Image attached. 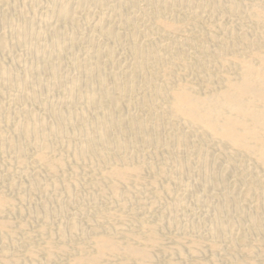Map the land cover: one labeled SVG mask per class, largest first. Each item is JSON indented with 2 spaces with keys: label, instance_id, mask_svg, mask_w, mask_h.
<instances>
[{
  "label": "bare ground",
  "instance_id": "bare-ground-1",
  "mask_svg": "<svg viewBox=\"0 0 264 264\" xmlns=\"http://www.w3.org/2000/svg\"><path fill=\"white\" fill-rule=\"evenodd\" d=\"M171 1L96 0L90 9L87 0H1L0 52L25 51L29 58L23 62L20 54L13 55L9 64L0 57V122L5 124L0 125V154L16 157L31 190L48 192L63 185L68 198L63 202L62 193H56L49 196L56 203L62 200L56 210L41 202L43 213L28 211L45 219L35 230L43 242L32 245L29 224L21 218L23 205L17 207L0 189L2 264L22 262L26 254L36 260L41 249L44 262L52 264L57 253H68V241L78 242L68 264H156L159 256L168 257L169 264H225L239 250L246 259L237 261L256 264L264 253V57L255 46L260 42L245 30L233 33L232 44L239 42L247 51L224 57L211 49L188 68L199 50L193 52L192 46L203 45L202 36L168 43L150 35L154 25H183L162 16L174 13ZM221 10L220 5L209 9ZM248 13L264 22L263 8ZM176 67L184 71L176 72ZM185 75L194 80L186 81ZM212 149L226 157L225 164L213 157ZM235 151L248 158L236 157ZM154 158L164 165H155ZM69 170L88 174L86 183L59 177ZM145 171L153 174L151 196L143 190ZM233 177L245 184V199L238 187H228ZM164 179L168 181L161 187ZM16 182L10 180L8 186L14 188ZM173 187L190 193L187 202L202 213L189 215L184 209L187 193L161 196ZM100 202L105 206L96 208L94 221L86 218V207ZM138 203L144 211L161 203L166 208L154 221L142 215L126 227L110 219L113 211ZM15 208L21 219H2L3 212ZM68 208L75 210L64 215ZM56 213L61 217L52 226L49 218ZM15 225L28 233L26 254H11L10 247L18 243ZM164 229L178 233L167 246Z\"/></svg>",
  "mask_w": 264,
  "mask_h": 264
},
{
  "label": "rangeland",
  "instance_id": "rangeland-1",
  "mask_svg": "<svg viewBox=\"0 0 264 264\" xmlns=\"http://www.w3.org/2000/svg\"><path fill=\"white\" fill-rule=\"evenodd\" d=\"M87 2H88V7L90 9L91 8L92 9L95 8L96 0H87ZM140 4L143 5V6H146L144 3L142 4V2ZM237 4L240 5V6L239 7L236 6ZM170 5L173 8L174 13L166 12V14L163 13L162 16L165 17V18H168V19H170V18L175 19L178 22L182 23L183 25H181L178 29H168V28H165V27H163L161 25L160 26L159 25H154V27H152V30H150V35L153 38L157 39L158 41L168 42V43H171V42H174V41H185L187 37H191L194 40L198 41V40L201 39L200 37L202 36L203 39H204V40H201L203 45L200 43V45H198V47H197V45H195V46L193 45L192 46L191 50H193V52L195 51V48H198L199 50H198V54L195 55L192 59H190V61H188V68L196 67L198 65V62H199L200 58L201 59L202 58H207L209 56L210 52H211L210 51L211 49H218L220 54H221V56H224V57H233L234 56L233 53L238 52V50H246L247 51V46L245 48V46L244 45H240L238 41H236L238 43H236L235 45L232 44L233 43L232 41H234L236 39V38H234L233 33H234V35H236L237 33L241 32L242 30L247 31L251 35V38L253 39L254 42H260L259 45H255V46H257L256 47L257 49H260L261 56L264 57V39L261 37L262 32H264V22H259V20L256 17L250 16V14L248 13L249 10H253V9H257V8H263L264 9V0H174V1H171ZM219 5H220V7L222 9L221 11H215L214 13L209 11L210 7H212V6L213 7H217ZM199 6H200V9H199ZM2 7H3V3L0 0V8H2ZM52 7H53L52 5L49 6V8H52ZM205 7H207V8H205ZM196 10H198V11L200 10V11L198 12ZM11 17H13V16H11ZM154 17H155V14H152V12H151V21H154ZM13 19L16 20L17 24L22 23V21L17 20L16 17H13ZM27 22L31 23L32 21H27ZM8 33L12 34L13 30H11V29L8 30ZM217 45L219 47H221V48H219ZM248 48H249V50H251L252 48L254 49V47H252L251 45ZM246 51H245V55H247ZM24 52L25 51L14 50V52H10L9 55H3V53L0 52V57H4L6 61L8 60L7 62L9 64H12L10 62H11V58L13 57V55L20 54L23 62H27V60L29 58V54L26 53V52L24 53ZM255 62H257V61H255ZM22 66H23V63H21V66H19V67H22ZM236 70L238 71V69L235 66H233L230 69V71L232 73H235ZM175 71L176 72H183L184 69L181 68V67H176ZM42 77L47 79V78H50L51 76L50 75H43ZM184 78H185L186 81L187 80H194L191 75H185ZM51 102H56V99L51 100ZM31 108H33L36 111H41V106H39V105H31ZM0 125L5 126V124L3 122H0ZM61 151L63 152L64 149H62ZM160 152L162 153L161 154L162 156H163V154H165L163 149H161ZM212 155L217 161H219V162H221L223 164L226 163V157L224 155H222L218 150L212 149ZM234 155L236 157H241V158L247 157L248 158V156H246V154L243 151H235ZM160 156H159V158H160ZM4 157H5V159H3ZM155 159H157V158L153 159V161L155 162V165H157V166H160L161 164H162L161 166L164 165L163 161H161L162 163L158 165V163H160V159H159V161H158V159L155 161ZM15 160H16V157H14L13 155H10L8 153L0 154V162H1L0 163V173H1L0 174V178L3 179V180L0 181V183H1L0 189L3 190L2 192H5L7 190L5 192V193H7V195L5 194L6 197L7 198L12 197L10 199H12L13 202L16 201L15 205L16 206L18 205L17 207H21L23 205L22 208L25 210V213L21 216V218L26 219L27 223L29 224L28 225V232L32 233V235H33V238H32V243L33 244L32 245H35V244L39 245V244H41L40 242H43L44 238L40 234L36 233L35 230H37L36 227H39L40 225L45 224V219H44L43 214H42L43 213V204L46 202L44 205L45 206L48 205L49 207H51V208L47 207V209L49 208L48 209L49 211L54 210V209L56 210L59 207V204L61 205L62 200L64 202L68 198H67V196H66V194L64 192L63 185H61L58 189L50 188V190L48 192H46V191H44L42 189H39V188H37L34 191L31 190L32 188L29 185L28 179L25 176H23L21 171L18 169V166H17ZM11 161L13 162V164H9ZM13 167L15 169H13ZM6 168L8 169V171H6L7 170ZM11 174H13V175H11ZM43 175H44V179L45 180H48L50 178V176L46 172H44ZM144 175H146V176H144V180H145V182L143 183L144 186L142 185L143 186V190H144V192L146 194H149L151 196V195H153V190L151 188V185H149V182L151 183L152 178H153V174L148 172V171H145ZM59 177H61L63 180H65L67 182H72V181H74L76 179L80 183H84L85 184L86 183L85 179H87L88 174H83L82 173V174L75 175V174L72 173V171L69 170V173L66 171L64 174L63 173L60 174ZM7 179H8V181H10V180H15V182L17 181L16 182L17 185L14 186V188L13 187H9ZM26 179H27V181H26ZM18 180L19 181L21 180V181L19 182ZM166 180L168 181V179H164L162 182H160L159 185L162 187L165 184ZM2 184H4V185H2ZM19 185L22 186V187H20ZM25 185H26V187H25ZM244 185L245 184L242 181H238L234 177L231 178L229 180V183H228V187H230V188H235V187L239 188L240 195H241V197L243 199H245V194L243 192V190L245 188ZM250 185L253 186V187L254 186L255 187L258 186L256 183H252ZM7 186L9 188H7ZM247 187H248V184H247ZM238 188H236V189H238ZM18 191L19 192L21 191V193H18ZM59 191H61V192H59ZM95 191H96L95 189L87 190L84 193H85V196L89 194L87 196V197H89ZM182 191H181V189L175 188V187H173L170 192L165 191L163 189L162 192H161V196L164 197V198H168V197H170V195H177V194H185V193H187L185 190H182ZM37 193L38 194L40 193V195H38ZM56 193H60V194L62 193L61 194L62 200L60 202L57 201V203H56V199H51L50 200V198H52V197L49 198V196H52L53 194L56 195ZM18 194H20V195H18ZM187 194L188 195H185V196H186V198L188 197L189 199H186L185 196L182 195V196H184V198L186 200V203H187L186 206H188V207L185 206L184 209L188 210V214L190 213L189 215H192L195 212L201 214L202 210L200 212L199 209H198L199 210L198 211L197 208L194 205L190 204L191 203L190 202V195H189L190 193H187ZM37 195L39 196V198H37L38 197ZM39 199H40V202H38ZM134 199L137 200V199H139V197H135ZM28 201H29V203H28ZM187 201L190 202V203H188ZM41 202L43 204H41ZM103 203L104 202H100L99 203V204H102L101 206L99 204H98L99 206L98 205L97 206H87L86 207L87 211H90L91 213L86 211V215H87L86 218H91L90 220L94 221V217H92V216H94L93 213L95 214V211L97 210L96 208L104 207L105 205ZM188 204H190V205H188ZM157 205H160V207L159 206L157 207ZM157 205L152 207L151 209L147 208V211L150 210L149 212H147L146 210L145 211L142 210V209H144L146 207H144V206H142V205H140L138 203L137 205H135L133 207V209L129 208V209H125V210H118V211L115 210V211H113L111 216H110V219L112 221H114V222L116 221L115 223H117L118 227L131 226L142 215H144V217L147 218V220L154 221V218L156 216H158L159 214L163 213V211L165 210L164 208H166V205L164 203L157 204ZM33 206H35V207H33ZM29 207H31V208H29ZM181 208L182 207H180V209H178V210H181ZM33 209H39V211L40 210L42 211V213H40L39 217L38 216L34 217V216H30L29 215L28 211H32ZM88 209H90V210H88ZM16 210L17 209L15 208V209L7 210V211H5V213L3 212L2 215H1L2 219H6V220H8V219H14L15 220V218H17L18 220L21 219L19 212L16 211ZM74 210H75L74 208L73 209L72 208L71 209L68 208L66 210L68 213L65 212L64 215L65 214H69L70 212H73ZM122 211H123V213H122ZM129 211H131V212H129ZM135 211H136V213H135ZM168 215H166L165 220H167V218L169 217ZM60 217L61 216L59 215V213L58 214L57 213L54 214L51 218H49L50 224L52 226H55L54 224H56V222L60 219ZM86 218L84 217L83 221H81V222H84V220ZM185 222H188V221L185 220ZM119 223H121V224H119ZM38 224H40V225H38ZM98 225H99V227L101 225L100 229H103L106 226V224L103 223V222L99 223ZM15 227H16V225H15ZM15 227H14V229L18 231V233H17V241H18V243H17V245L15 247H10L11 254L12 253L26 254L27 253L26 250L30 246L29 245L30 243L25 240V235H27L28 233H27V231L25 232L23 230L19 231V228H17V227L15 228ZM31 231H33V232H31ZM167 231H165V229L163 231V238H164L163 245H165V246H167L168 244L169 245L172 244L173 241L177 239L175 234H177V236H178V233H175L176 231L174 232L175 233L174 235L171 232H169V231H168L169 232L168 233ZM19 232L20 233L22 232V234H20ZM8 233L9 232L4 233V234L6 236H8L9 235ZM20 235H21V237H19ZM115 235L117 237H120L121 233H115ZM168 235H171L172 237L170 239H167ZM56 240H58L57 237H56ZM21 241H23V242H21ZM24 241H26L27 243L24 242ZM72 243H74V244H72ZM77 243H78L77 241H75V242L68 241L67 242V246H68V253L69 254L67 252L57 253L55 255V260H54V262L52 264H58V263H64V262H65L64 264H68L69 259H71L70 254L76 251ZM249 243H252V242H249ZM69 246H70L71 249H69ZM71 246L72 247L74 246L75 248L73 247V250H72ZM241 249H242V247H241ZM154 250H156L155 252L158 253L156 248ZM238 252H236V255L231 260L225 262V264H253V263H250V262H247V261H243V262L237 261L236 259L237 258L240 259L241 257L246 259L245 254L242 253L241 250H239ZM39 254H40V256H39ZM263 254L261 255V257L260 256L258 257V259H257L258 263L256 262V264H264V255ZM45 255H46L45 250L41 249L40 251H38V256L36 255V257H37L36 260L32 259L30 256H28L26 254V255L22 256V260H21L22 262H19V263H16V264H44L45 263L44 259L46 257ZM162 257L163 256H159V259L156 262V264H169L167 262V258L168 257H165V258L164 257L162 258ZM207 258H208L207 255H203V259L204 260L207 259ZM0 263L2 264L1 258H0ZM221 264H224V263H221Z\"/></svg>",
  "mask_w": 264,
  "mask_h": 264
}]
</instances>
